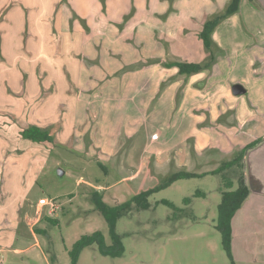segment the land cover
Here are the masks:
<instances>
[{
	"label": "rangeland",
	"instance_id": "obj_1",
	"mask_svg": "<svg viewBox=\"0 0 264 264\" xmlns=\"http://www.w3.org/2000/svg\"><path fill=\"white\" fill-rule=\"evenodd\" d=\"M231 1L0 0L5 49L0 74L6 73V80H18L23 62L31 58L24 44H60L61 11L70 20L63 29H72L77 20L86 32L80 56L73 54L82 63L80 76L73 78L79 81L72 83V99L71 92L64 94L61 111L63 125L73 107L75 127L53 134L30 195L43 204L29 208V223L15 234L12 249L0 250V264H71L69 252L83 235L101 231L107 244L113 243L109 224L92 201L94 191L119 204L174 172L212 171L251 143H264V10L241 0L239 10L214 30L212 53L200 37L205 23L225 14ZM80 11L87 12L89 25ZM39 28L41 35H34ZM220 35L223 43L216 40ZM51 57L49 49L41 62L52 65ZM67 57L64 51L57 59L67 64ZM175 61L209 66L187 75L168 67ZM237 83L246 92L234 94ZM258 153L252 147L245 151L246 177L259 168ZM221 183L215 174L175 181L149 197L150 208L118 219L123 254L104 255L92 244L81 250L77 264H232L216 228ZM198 191L207 195L196 196ZM11 204L0 201V211ZM257 239V245L253 238L245 240L249 254L234 247L237 264H264V236Z\"/></svg>",
	"mask_w": 264,
	"mask_h": 264
},
{
	"label": "crops",
	"instance_id": "obj_2",
	"mask_svg": "<svg viewBox=\"0 0 264 264\" xmlns=\"http://www.w3.org/2000/svg\"><path fill=\"white\" fill-rule=\"evenodd\" d=\"M253 1L264 10V0ZM48 3L50 4L51 0ZM77 13L81 19H87L89 25L87 12ZM58 15L60 44L50 43L48 45L45 42V47H31V45L28 47L24 44L26 53H29L35 60L26 58L22 64V71L16 74L18 80H6V73L0 74V78H3L0 80V118H3L0 120V201L5 205L10 203V200L12 201L7 210L0 211V228L5 226L11 229L6 232L0 231V250L12 249L15 234L18 235V231L26 228L25 225L29 223V208L43 204L30 199V195L38 185L40 172L46 163V150L49 144L54 142L56 133L61 132L62 128L65 131H71L76 124L77 116L73 107L70 106L71 118H68L64 126L61 111L64 94L71 92L70 99H72L74 93L72 83L79 81L73 78L78 79L80 76L82 63L73 54L80 56L86 32L77 27V20H74L72 29H63V26H66L70 20L64 11ZM44 18L45 16H42L40 19ZM5 20L14 21L13 18H5ZM45 32L46 27L43 30V33ZM5 33H2L3 38L6 36ZM37 34L41 35L40 28L34 32V35ZM47 34L50 35V32ZM221 36H218L216 40L222 42ZM63 38L65 45L62 43ZM49 49L54 55L51 59L55 58V60L52 65L47 66L44 62L46 54L49 55ZM0 50L5 53L4 39L3 43L0 40ZM64 51L69 55L67 64H64V58L57 59ZM70 51L72 56L69 54ZM41 52L42 56L39 58ZM34 55L36 56L33 57ZM37 57L39 60H36ZM41 59L44 62H41ZM37 69L41 72H37ZM25 75L28 79H24ZM192 82H188V85ZM75 95H78V92H75ZM10 118L16 120L15 124L10 123ZM33 125L48 130L51 135L55 134L53 141L37 142L24 138L23 129ZM260 145H262L261 148H259ZM260 145L252 148L254 151H259L260 157L257 160L259 168L256 166L251 173L248 171L247 181L251 189L250 195L232 221V247L235 257L234 247L240 246L244 253L249 254L248 249L245 248V240L253 238V243L257 245L261 240L257 239L256 242L254 238L264 236L257 235L264 230V143ZM14 249L16 252L23 251L20 247Z\"/></svg>",
	"mask_w": 264,
	"mask_h": 264
},
{
	"label": "trees",
	"instance_id": "obj_3",
	"mask_svg": "<svg viewBox=\"0 0 264 264\" xmlns=\"http://www.w3.org/2000/svg\"><path fill=\"white\" fill-rule=\"evenodd\" d=\"M241 0H232L230 5L228 6L226 13L216 16L215 18L208 20L201 33L200 37L204 42V45L210 52L212 53V45L213 39L212 34L219 23L227 17L239 10ZM177 67L179 69V73L181 74H195L203 71L209 66V62H180L175 61L172 63H168V67ZM22 135L24 138L31 139L33 141L42 142V141H53V135L50 134L48 130H45L39 126L33 125L26 129H23ZM258 141L251 143L246 148H244L241 152L236 154L234 157L224 160L222 164L215 170L203 172L201 174L180 170L172 173L165 181L160 184L143 190L140 193H137L131 196L129 199L125 200L122 203L112 205L108 203L104 198L103 192L94 191L92 193V201H94L96 205V209L104 216L106 221L109 224L111 238L113 240L112 244H107L105 235L101 231H95L91 234H85L80 239L77 240L74 247L70 250L71 255V264H77L78 257L82 249L92 244H97L99 250L104 255H112L118 256L123 254L124 247L122 243V236L116 232V223L118 219L123 216H127L134 210H142L148 209L151 206L149 201V197L170 186L175 181L191 178L196 176H204L207 174H215L221 176V186L219 187L222 199L218 204V221L216 224V228L220 231L222 235V243L223 246L230 257L232 264H237L232 247L233 240V226L232 221L237 213V211L242 207L248 196L250 195V186L247 181L246 173L244 171V156L245 151L249 148L255 147ZM196 196L207 194L205 192L198 191ZM191 197H185L184 202L186 204L191 203ZM162 203L168 205L171 208H174L176 211H182L183 209L176 206L170 200H162ZM50 222L55 223L57 220L48 218Z\"/></svg>",
	"mask_w": 264,
	"mask_h": 264
},
{
	"label": "water",
	"instance_id": "obj_4",
	"mask_svg": "<svg viewBox=\"0 0 264 264\" xmlns=\"http://www.w3.org/2000/svg\"><path fill=\"white\" fill-rule=\"evenodd\" d=\"M233 92H234V94H242V93L246 92V89L242 84L237 83V84H234V86H233Z\"/></svg>",
	"mask_w": 264,
	"mask_h": 264
}]
</instances>
